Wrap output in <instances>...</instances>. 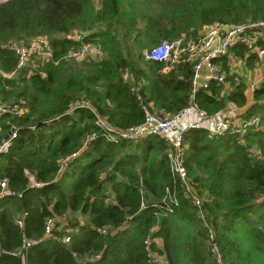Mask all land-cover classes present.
I'll return each instance as SVG.
<instances>
[{"label":"trees","instance_id":"16d2710c","mask_svg":"<svg viewBox=\"0 0 264 264\" xmlns=\"http://www.w3.org/2000/svg\"><path fill=\"white\" fill-rule=\"evenodd\" d=\"M257 19H264V0L0 2V43L43 36L52 54L6 77L1 73L15 69L16 56L0 48V103L24 109L0 117V139L10 124L16 128L0 151L7 187L0 195V264H157L150 252L167 264H216L208 227L223 264H264V127L246 126L239 137L228 130L184 131L183 167L206 193L205 226L169 168L165 140L110 138L95 122L101 117L123 129L139 124L146 111L170 115L189 102L209 116L225 101L244 105L242 82L224 97L213 82L191 95L190 64L162 72L165 63L145 59L143 50L159 39L194 38L213 22ZM82 42L97 43L101 59L63 58ZM252 97L242 118L256 115L264 126V82ZM66 213L82 219L44 236L46 218Z\"/></svg>","mask_w":264,"mask_h":264},{"label":"built area","instance_id":"2783aa9c","mask_svg":"<svg viewBox=\"0 0 264 264\" xmlns=\"http://www.w3.org/2000/svg\"><path fill=\"white\" fill-rule=\"evenodd\" d=\"M5 0H0L3 2ZM264 36V19L245 21L241 23H219L213 22L202 27L194 38H185L183 35L175 36L169 39H161L156 45L149 47L144 52L146 59H151L169 64L187 62L191 65V95L197 88L206 87L209 82L216 85H223L225 73L223 72L220 59L226 55L228 50L234 45H243L246 52H256L261 59V78L264 81V46L260 40ZM8 47L13 50L16 56V67L9 73H1L3 76H11L16 69L25 66L28 61L38 60L39 63L51 60L52 54L47 39L43 36L32 39L27 44L18 42L0 43V48ZM32 53V54H30ZM102 56V50L97 43L82 42L75 49H70L63 58L66 60H98ZM204 73V74H202ZM234 84L238 83L237 78H233ZM24 109L18 105L7 106L0 103V117L3 114L18 116ZM207 115L202 109L194 103L189 102L178 112L160 116L154 112L146 111L142 121L135 125L123 129L113 128L102 119H96V123L102 125L109 131L110 138L117 137L120 139H135L144 135H153L162 138L169 144L166 152V158L169 168L177 178L179 186L182 189L183 196L190 199L197 208L200 218L203 217L201 209L204 197L195 192L193 182L186 174L183 167V156L187 145L183 141V133L187 128H206L214 129L215 132L228 130L241 135L244 133L246 126H258L257 118L251 117L239 124H232L228 119L217 121L213 125V117ZM214 126V127H213ZM32 128V127H31ZM15 125L10 124L8 128L9 135L7 138L0 139V151L6 150L9 144V138L15 135ZM7 190L4 179L0 180V195ZM21 227V220L16 221ZM53 217L46 218L43 226V235L48 236L53 229ZM64 242L69 240L67 235L62 237ZM29 242L25 243L27 246ZM207 247L210 256L216 264H223L220 260L217 246L213 242V232L208 231ZM20 251V250H19ZM17 251L16 253H19ZM154 252H150L152 260L157 264H167L166 260L156 257ZM161 256L162 254H157ZM163 257V256H162Z\"/></svg>","mask_w":264,"mask_h":264},{"label":"crops","instance_id":"0c3cea01","mask_svg":"<svg viewBox=\"0 0 264 264\" xmlns=\"http://www.w3.org/2000/svg\"><path fill=\"white\" fill-rule=\"evenodd\" d=\"M259 43L262 44V46H264V36L262 37V39L260 40ZM144 58H145V56H144ZM100 59L101 58H99L98 60H100ZM94 61H97V60H94ZM218 62H220L221 68H222L223 72L225 73V80H226V82L223 85H221V88L219 90V95L222 97L226 96V94L235 85L233 83L234 82L233 78L235 77L238 79V82H242V84L244 85L243 93L245 96V103H244V105L238 107V106H236L230 102L225 101V106L213 116L214 117L213 123L210 124V126L213 125L214 123H216L217 121H220L223 119H228L230 123L237 125V124L242 123L244 121V119L242 118L243 112L246 110V108H248L253 103V97H252L253 89L255 87H257L260 83L264 82V81L259 80L261 78V71H262L261 59H260L259 55L254 51L253 52H246L245 51L242 55H240V54H236L233 50L229 49L228 52L226 53V55L223 56L220 59V61L218 59ZM174 64H176V63L169 64V63L165 62V66L161 69V71L164 72V71L168 70L169 67L174 65ZM202 74H204V73H202ZM123 77L125 79H128V77H130V76L128 75L127 72H124ZM148 106L153 110L151 103H149ZM152 112L160 115L155 110H153ZM168 115L169 114L160 115V116H168ZM251 117L257 118L256 115H251L248 118H251ZM98 118L102 119L105 123H107L103 118H101V117H98ZM257 122H258V118H257ZM258 126L260 128L264 127L262 125H259V123H258ZM208 131H209V133H214V134L221 133V132H215L214 129H209V128H208ZM6 134H7V132H6ZM4 136H5V134L3 135L2 138H4ZM239 136L240 135L238 134V137ZM189 178L191 179V177H189ZM191 181L193 182L195 192L198 195H202L204 197L203 202L206 201L207 200L206 193L205 192H199L196 188L194 181L192 179H191ZM181 192H182V189H181ZM182 195H183V192H182ZM184 198L191 201L190 199H188L186 197H184ZM203 202H202V207H201V209L203 211V217L202 218H200L198 216L197 208L193 203L192 204L195 206L197 216L203 221V224L206 226V223H205L206 213H205V207L203 206ZM51 217H54V216H51ZM209 230H212V229L208 227L207 228V234H208ZM154 243H155L157 248H159V249L161 248V239L160 238H155ZM152 255H155V253ZM156 257H158L159 259H161L163 261L165 259L164 255L159 256L156 254Z\"/></svg>","mask_w":264,"mask_h":264},{"label":"rangeland","instance_id":"374dc122","mask_svg":"<svg viewBox=\"0 0 264 264\" xmlns=\"http://www.w3.org/2000/svg\"><path fill=\"white\" fill-rule=\"evenodd\" d=\"M84 35V34H83ZM69 37H72V38H79V34L78 33H72V34H69ZM161 39H159L157 42H153L150 44L149 47L153 46V45H156ZM146 49L143 50V52H145ZM32 54V53H30ZM103 54V52H102ZM74 61H77V60H74ZM78 61H81V60H78ZM40 64L38 60H34V61H28V63L23 66V67H27L29 70L31 69H34L36 68V66ZM71 218H77L79 220H81L82 218L78 215V213H66L62 216H54L53 217V227H57L58 229L62 228L63 226H65L67 224V221Z\"/></svg>","mask_w":264,"mask_h":264},{"label":"water","instance_id":"95a60500","mask_svg":"<svg viewBox=\"0 0 264 264\" xmlns=\"http://www.w3.org/2000/svg\"><path fill=\"white\" fill-rule=\"evenodd\" d=\"M9 133H10V132H7V134H5V136H4V138H7V137H8V135H9Z\"/></svg>","mask_w":264,"mask_h":264}]
</instances>
